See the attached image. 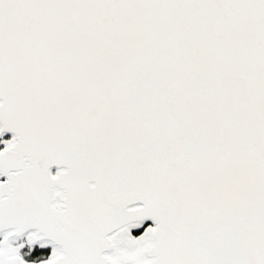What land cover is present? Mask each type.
Wrapping results in <instances>:
<instances>
[{"label": "snow or ice", "instance_id": "obj_1", "mask_svg": "<svg viewBox=\"0 0 264 264\" xmlns=\"http://www.w3.org/2000/svg\"><path fill=\"white\" fill-rule=\"evenodd\" d=\"M0 264H264V0H0Z\"/></svg>", "mask_w": 264, "mask_h": 264}, {"label": "water", "instance_id": "obj_2", "mask_svg": "<svg viewBox=\"0 0 264 264\" xmlns=\"http://www.w3.org/2000/svg\"><path fill=\"white\" fill-rule=\"evenodd\" d=\"M3 145H1V149H2Z\"/></svg>", "mask_w": 264, "mask_h": 264}, {"label": "trees", "instance_id": "obj_3", "mask_svg": "<svg viewBox=\"0 0 264 264\" xmlns=\"http://www.w3.org/2000/svg\"><path fill=\"white\" fill-rule=\"evenodd\" d=\"M0 149H1V145H0Z\"/></svg>", "mask_w": 264, "mask_h": 264}]
</instances>
